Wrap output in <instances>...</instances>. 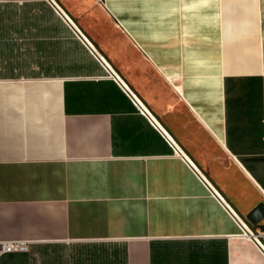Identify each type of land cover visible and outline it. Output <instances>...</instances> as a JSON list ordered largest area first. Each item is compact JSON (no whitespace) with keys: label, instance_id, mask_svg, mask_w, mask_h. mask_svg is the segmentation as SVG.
Returning <instances> with one entry per match:
<instances>
[{"label":"crops","instance_id":"obj_1","mask_svg":"<svg viewBox=\"0 0 264 264\" xmlns=\"http://www.w3.org/2000/svg\"><path fill=\"white\" fill-rule=\"evenodd\" d=\"M58 2L264 243V0ZM7 240L0 264H264L46 0H0Z\"/></svg>","mask_w":264,"mask_h":264},{"label":"built area","instance_id":"obj_2","mask_svg":"<svg viewBox=\"0 0 264 264\" xmlns=\"http://www.w3.org/2000/svg\"><path fill=\"white\" fill-rule=\"evenodd\" d=\"M46 1L54 7L55 11L59 13L60 17L67 21L68 25L74 30L76 35L82 39V41L87 47V50L91 53L94 59H96V61L99 63V66L104 70L105 78L117 85L122 95L125 97V99L129 100L137 114H139L146 120L148 125L151 127L152 130H154L158 134L160 139H162L164 143L172 149L174 154L179 155V157L182 159V161H184V163H186L192 173L199 178V180L206 186L209 192L213 193L214 197L218 201V204L223 209V211L226 214H229L232 217L233 221L238 224L241 234L244 236L240 224L248 231V233L252 236V238H254L257 244H259V246H261L264 250V245L259 242L255 235L252 234L249 227L241 221L240 217L238 216V214L235 213L233 208H231L229 203L225 202L224 199L213 189L211 184H209L208 180L206 179V177L203 176L202 172L198 169V167L188 159L185 153L180 149L179 145L175 143L174 138L169 133V131L166 130L161 124V122L158 121L156 116L152 114L147 105L137 96V94L130 87V85L128 83H125V81L114 69V67L111 66L106 57L102 54V52L97 50L96 47L93 46L92 42L86 36L83 35L79 27H77L74 21L71 20V18L68 16L67 12L59 5H57L55 0ZM28 249L29 245L24 240H7L5 242H0V255L5 254V252H21L27 251Z\"/></svg>","mask_w":264,"mask_h":264},{"label":"water","instance_id":"obj_3","mask_svg":"<svg viewBox=\"0 0 264 264\" xmlns=\"http://www.w3.org/2000/svg\"><path fill=\"white\" fill-rule=\"evenodd\" d=\"M55 2L57 3V5H59L61 8H63L64 10H65V8L63 7V5H60V3L58 2V0H55ZM66 11V10H65ZM67 12V11H66ZM68 14V13H67ZM68 16L71 18V16L68 14ZM71 20H73L72 18H71ZM74 21V23H75V25L77 26V24H76V21L75 20H73ZM77 27H79V26H77ZM79 29H80V27H79ZM81 30V29H80ZM81 32L83 33V35L84 36H86L85 35V33L81 30ZM91 42H92V40L88 37V36H86ZM92 44H93V46L94 47H96V49L97 50H99V48L96 46V44H94L93 42H92ZM115 69V68H114ZM116 70V69H115ZM119 74V73H118ZM174 141H175V143L177 144V145H179V143L178 142H176V140L174 139ZM179 147H180V149L185 153V155L188 157V159L191 161V159H190V157L187 155V153L185 152V150L181 147V145H179ZM192 163H194L197 167H198V165L194 162V161H192ZM198 169L200 170V168L198 167ZM201 171V170H200ZM202 172V171H201ZM202 174H203V176L204 177H206L205 176V174L202 172ZM206 179L208 180V182H209V184H211V186L213 187V189L224 199V201L226 202V200H225V198L223 197V195L221 194V192H219V190L217 189V187L214 185V183L211 181V180H209V178L208 177H206ZM238 216L240 217V219H241V221L242 222H244L248 227H249V229H250V231L252 232V234L253 235H255V237L259 240V242H261L263 245H264V243H263V240H262V238L261 237H259L258 236V234L256 233V230H255V224H254V222H251V220H247L244 216H241L240 214H238ZM240 227H241V229H242V232H243V234L244 235H246L248 238H250L254 243H255V245L257 246V248H258V250L259 251H261V253L262 254H264V250H263V248L261 247V246H259V244H257V242L254 240V238H252V236L248 233V231L240 224Z\"/></svg>","mask_w":264,"mask_h":264}]
</instances>
